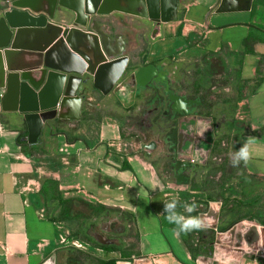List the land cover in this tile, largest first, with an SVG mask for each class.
<instances>
[{
  "label": "crops",
  "instance_id": "obj_1",
  "mask_svg": "<svg viewBox=\"0 0 264 264\" xmlns=\"http://www.w3.org/2000/svg\"><path fill=\"white\" fill-rule=\"evenodd\" d=\"M75 1L57 6L50 19L27 8L13 10L0 0V27L14 25L16 31L12 46L7 47L11 53L0 49V264H41L52 254L55 264H131L136 259H146L142 264H264V249L214 243V233L231 226L221 229L224 206L230 209L236 204L241 212L257 207L264 195V0H179L176 20L161 23L157 37L149 17L123 10L126 3L118 0L117 5L125 8L111 5L108 13L89 16L111 37H121L123 50L115 57H107L97 47L91 22L76 24ZM88 1L92 7L99 2ZM90 44L99 61L91 73H84L86 90L81 91L77 118H71L75 111L70 106L63 109L68 115L63 118L59 107L54 113L27 116L18 110L19 95L5 97L8 72L38 70L48 60L62 65L72 50L89 59ZM146 64L164 72L170 93L200 102L189 107V114L204 118L200 126L206 128L216 120L208 106L215 91L202 99L201 91L207 90L204 78L210 74L229 79L224 90L231 87L235 95L232 119L228 129L217 125V140L204 164L191 161L185 168H175L166 140L173 129L172 101L161 83L140 87L132 77ZM156 98L162 110L157 116ZM168 107L165 117L162 112ZM249 136L255 138L252 157L247 165L241 162L237 167L243 197L228 204L223 195L188 201L186 190L199 188L191 186L186 169L192 175L213 164L215 157L222 161L220 144L225 140L231 161V154ZM150 142L154 146L143 149ZM221 175L223 171L217 169L214 179ZM173 198L179 200L177 211L185 216L205 215L202 230L176 234L177 226L168 222L164 212V204ZM193 202L220 203L216 228L208 226L212 222L208 206L185 211L184 205ZM66 211L70 219L74 214L91 218L86 221L87 233L94 228L91 223L113 214L120 231L134 242L129 245L121 234L116 237L118 244H110L115 248H101L88 240L80 248L79 238L64 228L61 217ZM247 216L264 227L259 215ZM239 221L246 220L241 217L234 224ZM246 252L255 255L247 258Z\"/></svg>",
  "mask_w": 264,
  "mask_h": 264
},
{
  "label": "water",
  "instance_id": "obj_2",
  "mask_svg": "<svg viewBox=\"0 0 264 264\" xmlns=\"http://www.w3.org/2000/svg\"><path fill=\"white\" fill-rule=\"evenodd\" d=\"M6 1L8 6L13 10L27 8L34 13L42 12L50 19L54 17L57 6H68L66 0ZM117 1L118 0H99L97 5L92 7L88 5V0H76L73 6L76 12V24L86 26L88 22H91L90 28L97 37V47H100L102 53L107 57H115L122 52V39L119 35H116L114 38L111 37L100 28L94 19H90L89 16L108 13L111 5L115 6L117 9L125 8L117 5ZM119 1H124L126 3L127 8L123 10L149 17L155 23L156 33H154L155 35L153 37L160 36L159 30L161 23H168L177 18L179 0ZM8 14L9 13L5 14L6 18ZM9 26L10 27L4 28L0 27V36H2L0 39V49L4 48L6 55L11 53L10 50H7V47L12 46L16 34L15 26ZM63 36L67 37V32H64ZM90 45L93 55L89 59L82 53L72 50L73 53H70L68 59L65 60L66 62H62V65H59L61 62H57L56 60H48L47 65L38 70L8 72L6 76L5 97L14 96L17 98L19 95L18 110L27 116L35 113H54L59 107L61 109L59 117L63 118L68 116L64 115L63 109L70 106L75 111V115L71 116V118H77L83 102L81 91L84 92V90H86L84 73H91V67L99 61L98 56L94 54V45ZM70 47L73 49V44ZM160 72L161 71L153 64H148L139 67L137 71L133 73L132 77L138 86L143 87L147 85L155 75L163 80L164 75ZM165 90L167 91L168 89L166 88ZM26 98L27 100H29V98L32 99L33 103L28 104ZM168 98L172 101V109L178 114L186 113L187 105L193 103L191 100L170 92ZM203 120L204 118L193 115H183L177 119V128L172 133L173 141L175 142L173 148L177 152V163L182 162V160H191L203 164L206 162L209 150L212 146V137L205 139V136L201 133L200 122ZM31 127H33V125H29V128ZM210 129L211 128H209V130ZM137 140L138 139H136V141ZM153 146L154 143L150 142L149 145H143V149H149ZM175 168L178 169V165H175ZM219 204V202L215 204L216 208H213L215 206L214 203L197 204L198 210H204L208 206V216L212 220L208 226L211 228H216L217 226ZM75 208L79 209L78 206ZM108 216L110 217L109 219ZM108 216V220L95 225L93 229H89L88 234L99 244H118V238H109L104 234L109 229L103 228L102 224L108 227L112 222H116V225L119 224L118 219L114 218L113 214H109ZM199 216L205 217L204 214H200ZM214 243L236 249L240 248L249 251L258 250L261 252V250L264 249V227L256 223L239 221L228 227L225 231L214 233ZM144 260L146 259L132 260L131 264H142ZM41 264H55L54 255H50Z\"/></svg>",
  "mask_w": 264,
  "mask_h": 264
},
{
  "label": "rangeland",
  "instance_id": "obj_3",
  "mask_svg": "<svg viewBox=\"0 0 264 264\" xmlns=\"http://www.w3.org/2000/svg\"><path fill=\"white\" fill-rule=\"evenodd\" d=\"M229 79L226 77H210V74H207L206 77L204 78V87L208 90L206 91H201V97L202 99H206L208 96L209 92H211L212 87L215 86L214 90L217 91L215 93V98H209L208 106L210 107V111L213 109L214 110V115L216 117V121L220 124L219 126H226L227 129L229 127V123L231 122L232 119V114L234 111V100H235V95L232 94V90L230 87L229 91H225L224 88L228 85ZM212 90V91H214ZM200 91L197 90L196 92L190 93V96H195L198 94ZM208 99V98H207ZM225 127V128H226ZM227 138V136H226ZM168 145H170L168 143ZM229 141L227 142L225 140L224 144H220V150L221 153L220 156L222 157V161H213V164H210L207 167H204L203 169H200L197 171L195 174L190 175V170L186 169L185 171V176L188 177V179L191 182V186H197L199 189H196V191L193 192H188L186 190L185 198L188 199V201H205V199H210L213 198L214 196L216 197L217 195H223L225 198V204H228L229 200L235 199L239 197V195H242V181L240 179V176L242 173L237 170V167L232 166V162L229 160ZM168 152L172 153V149L168 146ZM228 155V156H227ZM171 161L169 162V166L172 167V162L173 158L172 155ZM217 169H221L223 171V175L218 180H215V173ZM228 173V175H226ZM189 182V181H188ZM258 189V187H257ZM260 189V188H259ZM258 189V193L261 191ZM189 193V194H188ZM258 206L254 207L252 206L251 208L247 209L244 208L241 210V212L237 211V205H233L232 208H228L227 206H224L222 209V224L225 226L222 227L221 229H225L226 226H230L234 224L239 218L243 217L245 218V222H250V223H256L259 224L258 222H254L250 219L248 214L252 215H259L263 219L264 223V195L260 196L258 199ZM47 205L51 208L52 206V201L49 200ZM55 207V206H54ZM241 207V206H240ZM238 207V208H240ZM55 207V209H57ZM69 208L68 206L65 207V210ZM259 209V212L257 210ZM55 213V212H53ZM242 214V216H240ZM75 218L70 219L69 215L66 212L63 213V216L61 217V220H63L64 228L67 229L70 233L73 231V235L79 238L80 243L78 244L80 248L82 241L83 240H88L91 239V237L87 231H86V221L87 219H91L89 217H83V215H76L74 214ZM247 216V217H246ZM100 220V219H99ZM122 238H125L129 240V245L133 243L132 236L129 234H123ZM124 239V240H125ZM213 241V237L211 239ZM91 242V241H90ZM255 252H246V257H254ZM250 255V256H249Z\"/></svg>",
  "mask_w": 264,
  "mask_h": 264
},
{
  "label": "clouds",
  "instance_id": "obj_4",
  "mask_svg": "<svg viewBox=\"0 0 264 264\" xmlns=\"http://www.w3.org/2000/svg\"><path fill=\"white\" fill-rule=\"evenodd\" d=\"M254 137H247L242 146L231 154V162L233 167H238L241 162L245 165L248 164L252 157L251 146L254 144ZM179 200L173 198L170 202L164 204V212L166 214V219L169 223L175 224L177 229H174L176 234L179 233H189L195 230H202L205 226V221L203 217L200 216H185L184 214L177 211V206ZM196 203L185 204L184 209L186 212L191 213L196 210Z\"/></svg>",
  "mask_w": 264,
  "mask_h": 264
},
{
  "label": "flooded vegetation",
  "instance_id": "obj_5",
  "mask_svg": "<svg viewBox=\"0 0 264 264\" xmlns=\"http://www.w3.org/2000/svg\"><path fill=\"white\" fill-rule=\"evenodd\" d=\"M146 65H148V64H146ZM145 66V65H144ZM158 69V68H157ZM159 70V69H158ZM159 71H161V70H159ZM162 75H164V72L163 71H161L160 72ZM166 76L164 75V78H165ZM156 83H158V84H160V85H163L164 87H163V89L165 90L166 88L168 89L167 91L165 90V93L167 94V96H168V94H169V92H170V89H169V87L167 86V85H165V83H164V81L163 80H161V79H159L156 75L152 78V80H150V82L148 83V84H156ZM214 88H216L215 86H212V89H214ZM215 91V93H217V91L216 90H214ZM171 93H173V92H171ZM181 97H184V98H186L185 96H182V95H180ZM187 99V98H186ZM188 100H191L193 103H191V104H188L187 105V112L186 113H183V114H178V113H175L174 112V110H172V118H173V129H172V131L168 134V136L166 137V140H167V142L170 144L169 145V147L172 149V155H173V157H174V160H175V165H178V168H185L187 165H188V163L189 162H191V160H182V162H180V163H177V152H176V150L173 148V145L175 144V142L173 141V137H172V133H173V131L177 128V119H179L181 116H183V115H194V114H189V107H191V105H195V104H198V103H200L198 100H195V99H192V98H188ZM157 98L155 99V116H157V114L158 115H160V113H161V109H160V107H157ZM172 104H170V106H171ZM169 106V107H170ZM167 108L166 110H164L163 112H162V115L164 114V116L166 117V116H168L169 115V112H170V108ZM219 123L215 120L214 121V123H212V128H213V133H214V139H215V141H214V139L212 138V143H213V145H214V142H216V140H217V138H216V133H215V131L217 130V125H218ZM210 127V128H211ZM207 128H209V127H207ZM206 127H201L200 128V130H201V133L205 136V139H208V138H210V137H212V135L211 134H208L209 133V131H208V129H207ZM211 128V129H212ZM213 160L214 161H219L218 160V158H213ZM179 177L180 175H178V174H176L175 175V177ZM107 216V215H106ZM105 216V218H102V219H100V220H96L95 222H93V223H91V225H90V227H94L95 225H97V224H100V223H102L103 221H106V220H108L110 217L108 216V219H107V217ZM114 218L116 217V216H113ZM113 217H112V219H113ZM102 227L103 228H108L109 230L108 231H106L104 234L107 236V237H119L121 234H123V232H124V230L123 231H120V229H121V224H119V225H116V222H112L110 225H109V227L108 226H106L105 224H102ZM120 231V232H119Z\"/></svg>",
  "mask_w": 264,
  "mask_h": 264
},
{
  "label": "trees",
  "instance_id": "obj_6",
  "mask_svg": "<svg viewBox=\"0 0 264 264\" xmlns=\"http://www.w3.org/2000/svg\"><path fill=\"white\" fill-rule=\"evenodd\" d=\"M89 241L93 242V244H95V245H97V246H99L101 248H115L116 247L115 245H102V244H99L93 238L91 240H89Z\"/></svg>",
  "mask_w": 264,
  "mask_h": 264
}]
</instances>
